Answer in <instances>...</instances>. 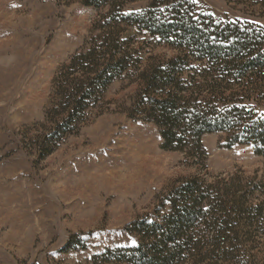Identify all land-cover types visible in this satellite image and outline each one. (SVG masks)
I'll list each match as a JSON object with an SVG mask.
<instances>
[{
    "label": "rangeland",
    "instance_id": "1",
    "mask_svg": "<svg viewBox=\"0 0 264 264\" xmlns=\"http://www.w3.org/2000/svg\"><path fill=\"white\" fill-rule=\"evenodd\" d=\"M191 1L198 14L264 29V0ZM147 6L140 0L123 12ZM106 13L83 0H0V264H89L107 250L137 245L131 224L161 219L165 197L182 181L248 179L264 168L252 146L229 147L224 133L203 137L205 168L164 150L159 129L128 114L137 94L131 71L43 158L48 113L59 102L57 72L92 46ZM126 34L148 40L136 28ZM154 49V55H173ZM263 244L253 253L256 263L264 264Z\"/></svg>",
    "mask_w": 264,
    "mask_h": 264
},
{
    "label": "trees",
    "instance_id": "2",
    "mask_svg": "<svg viewBox=\"0 0 264 264\" xmlns=\"http://www.w3.org/2000/svg\"><path fill=\"white\" fill-rule=\"evenodd\" d=\"M137 1L83 0L107 13L92 46L57 72L59 102L48 113L52 128L40 147L43 158L75 134L108 88L131 71L137 94L128 114L155 125L164 150L205 168L203 137L224 133L229 147L250 145L264 159V29L198 14L191 0H148L144 10L123 12ZM128 28L148 40L126 34ZM154 47L173 55H154ZM217 179L182 181L166 204L161 201L168 210L161 219L131 224L137 245L107 250L89 264L259 263L253 253L263 251L264 168L248 179Z\"/></svg>",
    "mask_w": 264,
    "mask_h": 264
}]
</instances>
